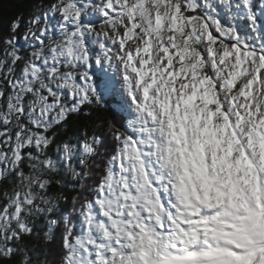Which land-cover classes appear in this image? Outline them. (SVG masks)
<instances>
[{"label": "snow or ice", "instance_id": "1", "mask_svg": "<svg viewBox=\"0 0 264 264\" xmlns=\"http://www.w3.org/2000/svg\"><path fill=\"white\" fill-rule=\"evenodd\" d=\"M72 117L98 131L67 132ZM0 182V264H46L25 241L58 228L57 264H264V0L15 14L0 33ZM65 187L81 190L70 209Z\"/></svg>", "mask_w": 264, "mask_h": 264}, {"label": "trees", "instance_id": "2", "mask_svg": "<svg viewBox=\"0 0 264 264\" xmlns=\"http://www.w3.org/2000/svg\"><path fill=\"white\" fill-rule=\"evenodd\" d=\"M47 2V0H5L3 3V13L0 15V33L7 34V28L8 23L10 19L14 17L15 14H17L20 11H24L27 14V11L30 10V8L37 3H44ZM256 3H259V0H255ZM22 43V41H21ZM107 117L108 119H112L111 114L103 113L101 116V119L104 117ZM67 132L69 133H75L76 135L81 136L83 133H87L88 135H91L94 131H98L97 129L90 126L88 121H85L84 119H78L76 117L70 118L67 122ZM98 134H101L104 136V138L109 135L106 131V129L99 130ZM66 138L64 136V130H59L57 132L56 139L59 142L60 140ZM112 149V143L111 139L106 140L105 139V147L101 149L102 152L104 151H111ZM55 158V151L50 153ZM102 159V158H101ZM77 167L79 168L78 160L75 161ZM66 185H70L71 181L65 180ZM10 188L9 185L6 183L0 182V205H2L5 201L3 198V191L4 189L8 191ZM3 190V191H1ZM60 191L59 187L55 184L51 185L48 190V194L51 196H55ZM64 194L69 198L67 202L60 201V208L66 209L71 208V197L73 195H77V193L81 190L77 189L76 191H73L71 187H65L63 189ZM36 230L39 232L42 236L43 231L45 230V224L43 221V218H39L36 220ZM62 232V228H58L55 230L54 239L52 242L46 243L43 239H27L25 241L27 249L29 250V254L32 256V258L35 260L39 258L42 261H46V264H57V261L59 259V253L58 257H55V251L58 249L60 243H61V236L60 233Z\"/></svg>", "mask_w": 264, "mask_h": 264}, {"label": "rangeland", "instance_id": "3", "mask_svg": "<svg viewBox=\"0 0 264 264\" xmlns=\"http://www.w3.org/2000/svg\"><path fill=\"white\" fill-rule=\"evenodd\" d=\"M105 139L106 140H108V139H111V137H110V135H107L106 137H105ZM101 164H102V159L99 161ZM91 181H89V183H90ZM1 191H3V190H1ZM6 190L4 189V191L3 192H5ZM83 195H87V193L86 192H83L82 193ZM60 252V245H59V247H58V249H56V251H55V257L57 258L58 257V253Z\"/></svg>", "mask_w": 264, "mask_h": 264}]
</instances>
